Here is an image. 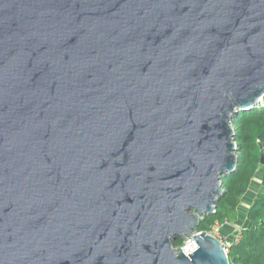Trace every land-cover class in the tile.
<instances>
[{"label":"water","instance_id":"1","mask_svg":"<svg viewBox=\"0 0 264 264\" xmlns=\"http://www.w3.org/2000/svg\"><path fill=\"white\" fill-rule=\"evenodd\" d=\"M263 100L264 0H0V264H230L197 232Z\"/></svg>","mask_w":264,"mask_h":264},{"label":"trees","instance_id":"2","mask_svg":"<svg viewBox=\"0 0 264 264\" xmlns=\"http://www.w3.org/2000/svg\"><path fill=\"white\" fill-rule=\"evenodd\" d=\"M232 124L237 144L238 164L236 169L222 176L224 194L218 202L214 214L207 215L200 223V231H210L216 222H234L243 197L248 193L257 172L261 171L264 185V100L252 109L240 110L233 116ZM247 219L252 227L242 229L240 240L228 250L230 264H264V191L257 193L249 210ZM183 239L174 242V246Z\"/></svg>","mask_w":264,"mask_h":264},{"label":"rangeland","instance_id":"3","mask_svg":"<svg viewBox=\"0 0 264 264\" xmlns=\"http://www.w3.org/2000/svg\"><path fill=\"white\" fill-rule=\"evenodd\" d=\"M249 191H248L249 193H247V195L245 196V199L243 197V199L241 201V205H240L239 210H238L240 213V214H238L239 221H237V220L234 222L227 221V222H225V225H223L224 227L220 230L223 239L227 238L228 240H232V239L236 238L237 235L240 234L242 229L238 226L242 222H245L244 217L246 215V211L249 210V208L252 204L251 203L252 200L255 198L257 193L264 191V185L262 184L261 171L260 170L257 172L256 176L254 177ZM225 229L229 230V233L226 232Z\"/></svg>","mask_w":264,"mask_h":264},{"label":"built area","instance_id":"4","mask_svg":"<svg viewBox=\"0 0 264 264\" xmlns=\"http://www.w3.org/2000/svg\"><path fill=\"white\" fill-rule=\"evenodd\" d=\"M223 225H225V223H220V222H216L210 231H208V233L216 236L225 246V250L226 252L228 253V250L229 248L232 246V244L234 242H237L240 240V237H241V233H242V230L240 232L239 235L236 236V238L232 239V240H228L227 238L226 239H223L222 238V234L220 232V230L224 227ZM201 231L198 230V234L200 233ZM195 234H191V235H186L184 238H183V243H181L179 246H174L175 249L178 251V249L182 250L187 256H190L189 254H192L195 250L198 249V244L195 240V238L192 236ZM176 251V253H177Z\"/></svg>","mask_w":264,"mask_h":264},{"label":"crops","instance_id":"5","mask_svg":"<svg viewBox=\"0 0 264 264\" xmlns=\"http://www.w3.org/2000/svg\"><path fill=\"white\" fill-rule=\"evenodd\" d=\"M249 192H250V191H249ZM249 192H248V193H249ZM246 195H247V194H246ZM246 195H245V196H246ZM245 196H244V199H245ZM253 200H254V199H253ZM253 200H252V202H253ZM252 202H251V203H252ZM238 214H240V213L238 212ZM239 218H240V217H239ZM237 221H239V219H237ZM244 221H245V222H242V223L238 226V227H240L241 229L246 228V227L249 228V227H252V226L254 225L253 222H251L250 220L247 219V211H246V215H245V217H244ZM225 231L229 233V230H226V229H225ZM226 232H225V233H226Z\"/></svg>","mask_w":264,"mask_h":264}]
</instances>
